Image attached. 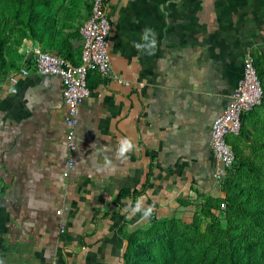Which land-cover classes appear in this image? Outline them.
<instances>
[{
  "label": "crops",
  "instance_id": "0c3cea01",
  "mask_svg": "<svg viewBox=\"0 0 264 264\" xmlns=\"http://www.w3.org/2000/svg\"><path fill=\"white\" fill-rule=\"evenodd\" d=\"M107 17L111 74L88 77L67 177L60 80H0V264H120L129 234L220 196L211 127L247 51L264 89V0H108ZM262 122L264 104L243 119Z\"/></svg>",
  "mask_w": 264,
  "mask_h": 264
},
{
  "label": "rangeland",
  "instance_id": "374dc122",
  "mask_svg": "<svg viewBox=\"0 0 264 264\" xmlns=\"http://www.w3.org/2000/svg\"><path fill=\"white\" fill-rule=\"evenodd\" d=\"M90 5L91 0H0V80L18 68L28 48L76 62ZM256 124L255 131L243 126L235 136L238 168L228 172L220 196H205L194 210L154 218L129 234L120 264H229L232 250L242 264L248 251L264 250V125ZM220 202L226 209L215 216Z\"/></svg>",
  "mask_w": 264,
  "mask_h": 264
},
{
  "label": "built area",
  "instance_id": "2783aa9c",
  "mask_svg": "<svg viewBox=\"0 0 264 264\" xmlns=\"http://www.w3.org/2000/svg\"><path fill=\"white\" fill-rule=\"evenodd\" d=\"M107 4L108 0H91L89 17L80 29L82 44L79 63L74 64L61 55L40 48H28L18 68L5 79L8 85H16L30 73H35L60 80L62 103L66 110L64 122L70 128L66 135L68 158L62 172L63 177L68 176L73 166L71 154L76 148L73 129L78 124L79 108L89 96L88 77L90 73L95 72L100 78L108 79L111 74L107 44L110 30ZM116 82L124 86L130 85L129 82L120 79ZM262 98L263 89L254 66V58L251 52L247 51L242 64L241 77L230 94L224 111L213 121L211 127L209 147L214 162V184L218 189L235 161L234 152L227 138L239 134L242 115L259 106ZM224 208L225 205L221 203L220 209Z\"/></svg>",
  "mask_w": 264,
  "mask_h": 264
},
{
  "label": "trees",
  "instance_id": "16d2710c",
  "mask_svg": "<svg viewBox=\"0 0 264 264\" xmlns=\"http://www.w3.org/2000/svg\"><path fill=\"white\" fill-rule=\"evenodd\" d=\"M91 6V5H90ZM64 57V56H63ZM66 58V57H65ZM68 59V58H67ZM69 60H71V59H69ZM72 61V60H71ZM264 104V92H263V98H262V101H261V104L259 105V106H257V107H255L252 111H250V112H248V113H246V114H244V115H242V118H241V129H240V132L242 131V129H243V126H244V124H243V119H245L246 118V116L247 115H249V114H251V113H253V112H255V110L257 109V108H259V107H261L262 105ZM263 125H264V122L262 123ZM239 132V133H240ZM235 137V136H234ZM227 142H228V144L230 145V147L232 148V142L231 141H229V140H227ZM234 143H235V141H234ZM233 149V148H232ZM234 156H235V154H234ZM238 168V160H237V158H236V156H235V161H234V163H233V166H232V169L231 170H236ZM230 170V171H231ZM140 194V192H134L133 193V195L134 196H137V195H139ZM123 195V193H120V195L119 196H122ZM221 203H223L224 205H225V208L224 209H226V204L224 203V202H220L219 204H218V206L216 207V209L215 210H212V212L213 213H215V216H217V214H219V213H223L225 210L224 209H220V204ZM242 256H241V254H238L237 252H236V250H232L231 251V253H230V263L229 264H238L239 262V258H241ZM242 264H264V250H261L260 252H255L254 250H252V251H248L247 252V254H246V257H245V259L243 260V262H242Z\"/></svg>",
  "mask_w": 264,
  "mask_h": 264
},
{
  "label": "clouds",
  "instance_id": "9594fccd",
  "mask_svg": "<svg viewBox=\"0 0 264 264\" xmlns=\"http://www.w3.org/2000/svg\"><path fill=\"white\" fill-rule=\"evenodd\" d=\"M156 36H157V34H156L154 29H152L150 27H145L143 29L142 34H141V41L142 42H139V43L134 42L133 46L137 49V51H142L146 55H149V56L154 55L156 47H157ZM123 144L126 146V148L132 147L130 140H127V139L124 140ZM123 150L124 149H122V151ZM150 212H151V209L149 208L145 212V215L147 216L148 214H150Z\"/></svg>",
  "mask_w": 264,
  "mask_h": 264
}]
</instances>
